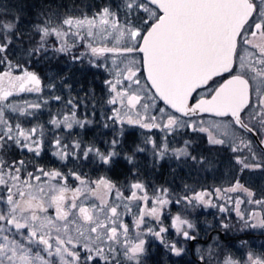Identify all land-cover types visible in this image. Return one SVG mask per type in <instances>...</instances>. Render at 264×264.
I'll return each mask as SVG.
<instances>
[{
  "label": "snow or ice",
  "instance_id": "6c2138e0",
  "mask_svg": "<svg viewBox=\"0 0 264 264\" xmlns=\"http://www.w3.org/2000/svg\"><path fill=\"white\" fill-rule=\"evenodd\" d=\"M65 7L43 8L27 34L20 28L19 14L0 11V264H144L143 236L160 240L180 256L184 249L168 243L164 234L174 229L184 240H194L195 225L184 213L197 206L222 214L218 227L225 234L264 230V192L242 182L245 172L264 174V0H106L89 5V11L95 9L90 15L83 10L61 12ZM49 53L70 56L73 62L87 58L91 67L108 73L105 103L112 114L105 119L112 125L162 130L159 143L145 141L155 161L168 157L202 168L209 165L205 157L192 155L190 140L180 148L169 141L189 132L206 133L210 145L226 146L233 153L237 174L227 186L197 192L185 185L183 195L145 181L138 172L123 186L107 174L92 179L80 170L84 163L107 166L105 172H110L120 156V140L113 138L101 151L59 134L87 127L92 123L87 116L96 113L93 109L78 117L91 101L79 93L52 94L71 86L57 85L55 78L44 84L38 72L30 70L49 59ZM109 57L131 60L113 69L106 63ZM141 69L150 86L142 84ZM44 88L67 109L49 113L48 124L56 130L51 139L44 125L26 127L20 119H38L48 100L22 106L10 99ZM194 92L200 98L189 103ZM89 95L94 98V92L86 91L85 98ZM157 99L168 107L157 108ZM125 107L128 112H122ZM205 115L229 119L205 127ZM49 150L62 168L39 163ZM144 151L138 145L124 158L133 164L135 154ZM68 162L79 164L65 172ZM173 206L181 209L175 215ZM128 214L134 216L131 228L123 219ZM165 220H170L167 227ZM234 247L217 239L200 260L264 264V250L255 251L247 240L241 239L235 252Z\"/></svg>",
  "mask_w": 264,
  "mask_h": 264
},
{
  "label": "flooded vegetation",
  "instance_id": "af4514ba",
  "mask_svg": "<svg viewBox=\"0 0 264 264\" xmlns=\"http://www.w3.org/2000/svg\"><path fill=\"white\" fill-rule=\"evenodd\" d=\"M224 76L227 78L228 74H225ZM197 92L203 94L202 89L197 90ZM197 92L193 94V99H190L189 103H193L195 100L200 98V96L197 95ZM47 97L49 98L47 105H52L53 103L62 104L53 101L50 96ZM36 98L38 99V102L47 100L46 98H43L40 93H38ZM47 105L37 112L38 119H34V123L26 125L33 126L38 123L44 125L45 136L48 139H51L52 131L56 130L52 129V126L46 122L45 116L47 115ZM64 110L67 112V109L64 106L57 108V111L60 113ZM107 115L104 110L101 109L97 117L98 120L102 121L101 123L94 124V122H92L88 124L87 127L83 128L81 132L71 130V134H69L68 131H65V133H59L68 142L79 140L84 146L95 145L100 148L101 151H104L109 147L108 142L113 138H119L120 143L117 145V150L120 152V156L117 157L111 165L110 172H105V167L107 166L98 167L97 165L88 164L87 162H85L80 169L84 173L88 174V176L92 179L97 176L107 174L114 182L123 186L126 181L132 178L133 173L138 172L141 178L145 181L156 186L163 185L165 187H170L176 194L183 195L185 190L184 179H187L189 184L188 186H190L191 189L198 192L203 188L227 186L230 177L237 174L239 166L235 165L233 153H231L226 146L210 145L208 143V136L206 133L194 134L189 132L187 134L177 135L174 139L169 137V141L171 142V147L180 148L183 146V142L185 140H190L191 146L189 151H191L192 155L203 156L208 161H211L209 165H214L209 172L204 169L205 167L202 168L199 165L192 166L191 161L188 163H182L181 161L168 157L160 161H155L151 145L145 144V141L148 138H151L159 143L165 135L163 131L153 129L149 132L147 129L136 126L135 128H131V130L123 129L121 134V130L118 128L117 124L112 125L111 121H108V123L103 122L106 120L105 117ZM204 119L228 120L229 118H219L205 115ZM106 123L109 124V127L104 126ZM138 145L144 147L145 151L137 152L135 154L133 164H129L124 157L131 155ZM28 156L30 157L31 154H28ZM218 162H220V166L217 164ZM222 162L225 163L224 170L226 169V171L224 173L222 169ZM39 163L48 168L63 167L61 162L56 160V158L51 155L50 150L42 154L39 158ZM77 164H79V162H68L67 167L63 168V170L67 172ZM133 165H135V167ZM217 172H219V175L216 176V174H218ZM197 177H202L201 179L204 180L201 181L200 179H196ZM242 182H245L247 186L257 190L258 193L264 192V174L259 172H245L243 174ZM75 183L76 182L71 178L69 179L70 185L74 186ZM214 209L215 208L211 207L197 206L195 208L190 207L188 212L184 213L185 218L189 219L195 225L194 229L191 230L192 234L195 236V240L193 242L191 240H184L183 237L178 236L174 229H170L168 233L164 234L165 240L168 243H176L178 248L184 249L180 256H176L174 253L170 252L165 244H162L160 240L154 237H141L146 240L145 248L147 251L144 257V264H202L200 256L202 254H206L209 246L213 245L217 239H219L221 243L231 242L236 247L239 246L241 239L247 240L249 244L250 241H254L256 243L253 244L254 246H258V243L264 246V230L261 229L249 230L240 234L234 231L225 234L223 230L218 227V222L221 217L219 218L217 216L218 213L215 211L216 209ZM180 210V208L173 206L171 208V213L175 215ZM50 213L54 215V210L50 209ZM123 219L124 222L131 228L134 216L130 214L124 215ZM169 224L170 220L164 221V225L166 227ZM254 246L253 248H255ZM236 247L232 249L233 252L236 251ZM236 254L237 257H239L241 253Z\"/></svg>",
  "mask_w": 264,
  "mask_h": 264
},
{
  "label": "trees",
  "instance_id": "16d2710c",
  "mask_svg": "<svg viewBox=\"0 0 264 264\" xmlns=\"http://www.w3.org/2000/svg\"><path fill=\"white\" fill-rule=\"evenodd\" d=\"M104 2H106V0H0V11L7 9L13 14H19L22 17L20 28L27 34L30 33L33 25L38 21L42 9L47 6L56 8L57 5H65L66 7L62 8L61 12L74 11L76 14H79L80 10H83L90 15L91 11H95V9L93 8L89 11V5H101ZM74 5L77 7L74 8ZM21 7L24 11L19 13L18 9ZM83 50L82 47L79 48V51ZM49 57V59L42 60L40 63L32 65L30 70L38 72L44 84L50 83L53 78H55L57 85L66 82L67 85L71 87H59L58 90H56V95L75 97L76 94L79 93L82 99L91 101L90 103H86V106L79 110L82 117H84L85 112L90 114L93 112V109H95L96 114L88 115L87 118L94 122V124L101 123L102 121L97 119L100 110L103 109L107 115L110 108L109 105L105 103L107 94L104 86V80L109 77L108 73L103 69L91 67L87 58H85L83 62H73L70 56L67 55L52 56V54L49 53ZM86 91L90 93L94 92V98L92 95L85 98ZM61 106L64 105L56 103L52 105L49 104L47 105V112L52 113L54 110L57 111V108ZM103 122L108 123L107 120Z\"/></svg>",
  "mask_w": 264,
  "mask_h": 264
},
{
  "label": "rangeland",
  "instance_id": "374dc122",
  "mask_svg": "<svg viewBox=\"0 0 264 264\" xmlns=\"http://www.w3.org/2000/svg\"><path fill=\"white\" fill-rule=\"evenodd\" d=\"M137 58H139V57H137ZM101 59H103V58H101ZM130 60H131V57H128V58H125V57H109L108 58V60L106 61V63H108L109 65H111L112 67H113V69L115 68V66L117 65V64H119L121 67H124L126 64H128L129 62H130ZM121 61H123V64H121ZM141 75H142V84H147V82H146V80H145V77H144V74H143V69H141ZM109 78V77H108ZM51 92V90L50 89H47V88H44L43 89V91L40 93V95H42V97L43 98H46L47 100H49V98L47 97V96H51V95H49V93ZM53 94L55 95L56 94V91L55 92H53ZM38 96V93H35V92H31V93H29V92H24V93H19L18 95H15L14 97H10V99L11 100H13V102L14 103H17V104H19V105H22V106H24V105H26V103H36V102H38V99L36 98ZM156 107L157 108H166L164 105H162L160 102H159V100L157 99L156 100ZM109 107H111V106H109ZM129 110L125 107V108H123L122 109V112H128ZM65 112V110L63 111V112H61V113H64ZM141 112H142V114H143V110H141ZM150 112H155V108H153V109H151L150 110ZM56 113H58V111H53L52 112V114H56ZM46 116H45V118H46V122H48L49 121V119L51 118L48 114V112L46 111ZM112 113L109 111V114L108 115H111ZM131 115H135V112L133 111V112H131L130 113ZM159 115V114H158ZM78 117H80V118H83L82 117V114L80 113V112H78ZM22 121H24L25 122V126L26 127H31V126H27L26 124H29V120H30V123H34L35 122V120L34 119H32V118H24V117H21L20 118ZM222 120H224V121H226V119H208V120H206L207 121V123L204 125L205 127H207L208 125H210V124H212L214 121H216V122H220V121H222ZM117 126H118V128L121 130V128H122V130L123 129H126V130H131V128H135L136 126H131V125H119V124H117ZM44 130H45V128H44ZM72 130H77L78 132H81V130H82V128H79V127H77V126H74V128L72 129ZM157 130H159V129H157ZM159 131H162V130H159ZM64 133H65V131H64ZM164 133V132H163ZM165 134V133H164ZM207 135V134H206ZM71 137V136H70ZM172 139H174L173 137H171ZM219 166H220V162H218L217 163ZM214 166V165H213ZM213 166L212 165H209V166H205V170L206 171H210L212 168H213ZM222 169H223V173L226 171V169L224 170V167H225V163L224 162H222ZM219 168V167H218ZM218 174H216V176L217 175H219V172H217ZM202 178V177H201ZM201 178H196V179H200L201 181H203L204 179H201ZM95 179V178H94ZM132 179V178H131ZM131 179H129V180H131ZM128 180V181H129ZM182 180V179H181ZM184 182H185V185H189L188 184V181H187V179H184L183 180ZM127 194V193H126ZM214 203H215V201H213ZM215 210V209H214ZM215 211H217V210H215ZM208 212V211H207ZM218 213V212H217ZM49 214H51L50 213V210H49ZM52 215V214H51ZM219 218L222 216V214H220V213H218V215H217ZM231 223H235V221L233 220V221H230ZM234 232H236V231H234ZM239 234L241 233V232H238ZM238 233H236V234H238ZM253 245V244H256L254 241H250V245ZM254 246V245H253ZM255 248H253V249H255L257 252H259V251H261V250H264V249H262V245L260 244V243H258V246H254Z\"/></svg>",
  "mask_w": 264,
  "mask_h": 264
},
{
  "label": "water",
  "instance_id": "95a60500",
  "mask_svg": "<svg viewBox=\"0 0 264 264\" xmlns=\"http://www.w3.org/2000/svg\"><path fill=\"white\" fill-rule=\"evenodd\" d=\"M143 74H144V77H145V80H146V73L143 72ZM224 75H225V74H224ZM146 82H147V81H146ZM147 84L150 86V82H147ZM197 90H199V89H197ZM194 93H195V92H194ZM194 93H193V94H194ZM193 94H192V96H193ZM158 100H159L160 103L163 104L165 107H168L167 105L164 104V102H163L162 100H160V99H158ZM189 102H190V101H189ZM193 103H194V102H193ZM219 118H221V117H219ZM194 240H195V239H194ZM194 240H191V241L193 242Z\"/></svg>",
  "mask_w": 264,
  "mask_h": 264
}]
</instances>
